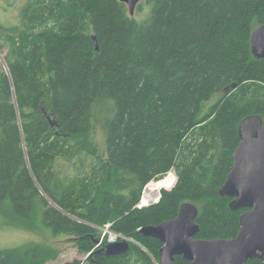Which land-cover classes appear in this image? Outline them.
I'll use <instances>...</instances> for the list:
<instances>
[{
	"label": "trees",
	"instance_id": "trees-1",
	"mask_svg": "<svg viewBox=\"0 0 264 264\" xmlns=\"http://www.w3.org/2000/svg\"><path fill=\"white\" fill-rule=\"evenodd\" d=\"M141 5L148 11L137 19L119 0H30L21 26L3 27L0 218L11 226L9 211L31 219L40 205L44 225L90 253L86 264H157L162 244L138 231L174 219L184 203L198 209L203 240L234 238L247 211H231L218 190L240 122L264 119V59L250 47L264 0H139L134 10ZM97 104H111L105 157L93 136ZM152 181L162 182L160 199L139 210ZM106 223L144 250L95 253L107 245L95 248ZM56 256L4 248L0 264Z\"/></svg>",
	"mask_w": 264,
	"mask_h": 264
},
{
	"label": "water",
	"instance_id": "water-1",
	"mask_svg": "<svg viewBox=\"0 0 264 264\" xmlns=\"http://www.w3.org/2000/svg\"><path fill=\"white\" fill-rule=\"evenodd\" d=\"M119 1L126 4L132 15L139 0ZM93 39L97 50V40L94 36ZM250 47L255 59H264V25L253 29ZM238 136L240 143L233 152L232 169L218 190L220 197L232 199L228 205L231 211L247 210L240 216L237 235L232 239L196 238L198 209L192 203H184L174 219L138 231L162 244L157 264H174L176 256L189 264H246L254 259L264 264V119L259 116L243 119L238 126ZM130 243L107 244L95 253L123 255L129 251ZM132 243L143 249L140 244ZM97 244L95 241V246Z\"/></svg>",
	"mask_w": 264,
	"mask_h": 264
},
{
	"label": "rangeland",
	"instance_id": "rangeland-1",
	"mask_svg": "<svg viewBox=\"0 0 264 264\" xmlns=\"http://www.w3.org/2000/svg\"><path fill=\"white\" fill-rule=\"evenodd\" d=\"M30 0H0V65L3 68V58L7 54L10 46L9 37L11 33L4 28L20 27L22 11L26 8ZM144 2V0H140ZM147 6L141 5V10H134V17L142 19L147 14ZM5 26V27H4ZM4 27V28H3ZM215 102L212 98L206 107L211 106ZM94 121V140L98 146V152L105 157V119L111 115V104H97L93 109ZM170 172H174L171 170ZM175 175V173H174ZM162 182H149L146 186L142 199H145L144 206L151 205L160 195ZM141 199V200H142ZM10 213L9 222L11 226L3 223L0 218V249L17 248L21 251L37 248L43 252L56 253L57 256L53 260H48L46 264H69L73 261L84 263L87 255L79 252L78 247L72 238L63 233L54 234L52 229L42 223L41 206L38 205L37 210L31 219H23ZM86 264V263H84Z\"/></svg>",
	"mask_w": 264,
	"mask_h": 264
},
{
	"label": "built area",
	"instance_id": "built-area-1",
	"mask_svg": "<svg viewBox=\"0 0 264 264\" xmlns=\"http://www.w3.org/2000/svg\"><path fill=\"white\" fill-rule=\"evenodd\" d=\"M169 174L174 175V172H168L167 175H169ZM159 198H160V195H158V197L155 199V201L152 204L158 203ZM141 199H142V196H141ZM140 201L135 206L137 209H141V208H144V207L148 206V205L143 206ZM111 226H112V223H106V224H104L101 227H96L99 230V233H100L98 244L96 245V247L101 246L103 242H106L107 244H112V243H116V242H119V241H122V240L128 241V242H132L133 241L132 239H130V238L126 237V236H123L121 234L113 232L111 230Z\"/></svg>",
	"mask_w": 264,
	"mask_h": 264
},
{
	"label": "bare ground",
	"instance_id": "bare-ground-1",
	"mask_svg": "<svg viewBox=\"0 0 264 264\" xmlns=\"http://www.w3.org/2000/svg\"><path fill=\"white\" fill-rule=\"evenodd\" d=\"M146 186H149V185H146ZM146 186H145V187H146ZM140 200H141V197H140ZM140 200H139V201H140ZM140 202H141V204H142L143 206H144L145 204H147V203L145 202V199H142ZM141 209H142V208H141ZM139 210H140V209H139ZM111 230H112V229H111ZM112 231H113V230H112ZM113 232H114V231H113ZM115 233H116V232H115ZM122 241H124V240H122Z\"/></svg>",
	"mask_w": 264,
	"mask_h": 264
}]
</instances>
